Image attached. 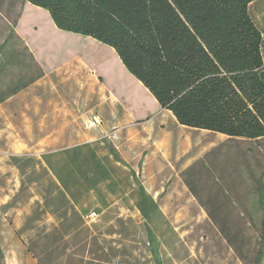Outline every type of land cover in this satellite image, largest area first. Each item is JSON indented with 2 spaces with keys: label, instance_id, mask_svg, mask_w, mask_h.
<instances>
[{
  "label": "rangeland",
  "instance_id": "1",
  "mask_svg": "<svg viewBox=\"0 0 264 264\" xmlns=\"http://www.w3.org/2000/svg\"><path fill=\"white\" fill-rule=\"evenodd\" d=\"M249 11L264 37V0ZM6 19L14 29L4 51L18 41L15 29L34 48L14 66V78L33 87L0 105L9 264L19 247L39 264H253L243 257L254 259L264 234V221L253 220L264 212V141L228 139L185 169L212 136L169 121L112 48L54 29L22 0H0V34ZM241 212L247 219H216Z\"/></svg>",
  "mask_w": 264,
  "mask_h": 264
},
{
  "label": "trees",
  "instance_id": "2",
  "mask_svg": "<svg viewBox=\"0 0 264 264\" xmlns=\"http://www.w3.org/2000/svg\"><path fill=\"white\" fill-rule=\"evenodd\" d=\"M27 1L58 29L112 48L181 126L264 138V37L249 11L256 0ZM261 241L245 263L259 264L264 234Z\"/></svg>",
  "mask_w": 264,
  "mask_h": 264
},
{
  "label": "crops",
  "instance_id": "3",
  "mask_svg": "<svg viewBox=\"0 0 264 264\" xmlns=\"http://www.w3.org/2000/svg\"><path fill=\"white\" fill-rule=\"evenodd\" d=\"M22 1H23L24 4H27L30 7L34 8V9H38V10H42L43 9L41 7H38V6H35V5L31 4L27 0H22ZM43 10L46 13L48 19H50L51 24L54 27V29L57 30L58 28L55 25L50 13L47 10H45V9H43ZM4 24L7 25V28H5V26H4V30L6 32L0 34V93L2 94V95L0 94V105L1 104L10 103L17 96L28 92L30 90V88L33 87V86H29L28 84H22L21 81L18 80L17 77H15L16 79L14 78V75H15V73H14L15 72V70H14L15 67L14 66H15V62L21 61L22 58L26 59L25 49H30L28 52L31 53V52L34 51V48H31V44H28V46L26 44L24 45L25 36L22 35L21 33H19L20 32L19 30L15 29L14 33L18 36V41L14 43L15 46L12 48L11 51L5 52L4 51L5 50L4 45H5L6 41H7V39L10 38V32H9V30H6V29H10V28L12 29L14 26L11 23V21L8 20V19L4 20ZM1 25L2 24H0V28H2ZM19 35H22V36H19ZM13 51H17L18 53L14 54ZM119 61L122 64L120 59H119ZM122 66L124 67L123 64H122ZM40 82L41 81H39L38 83H40ZM137 82L144 89L143 84L140 81H138V80H137ZM38 83H36L34 86H37ZM4 94H8V95H4ZM160 111L170 112V111H167V110H164V109H161ZM171 115H173V114L171 113ZM158 121L160 123H162V124L165 122L164 119H161V120H158ZM169 121H172L173 124H175L177 127H181V125L177 122V120L174 119V117H173V119H169ZM154 125L156 126L157 123L153 122V126ZM186 130H189L190 132L196 133L195 134L196 136H212V139L207 142L208 150L205 152V154L203 156H198V157L195 156V157H193L190 160V162L187 164L185 169L192 167L194 164L197 163V161H200V160L204 159L205 156H207L211 151L219 148L226 141H228V139H236L237 141H251V142H255V143L264 141V138H260L258 140H248V139H243V138H231V137H228L227 135H224V134H221V133H216V132H211V131H206V130H199V129H194V128H190V129H186ZM167 136H170L169 133H168ZM187 136H194V135L190 134V135H187ZM188 143L191 146L194 145L193 137L189 138ZM193 150H194V148H193ZM261 193H262L263 206H264V177L262 178ZM233 203L235 204V202H233ZM231 215L232 216H230V214H228V213H218L216 219H218V220H228V219L244 220V219H247L246 218V214L243 213V212L235 214V216H233V214H231ZM253 220H254V223H255V225L257 227H261V225H262V223L264 221V212L256 213L253 216ZM221 236L222 237H228L230 235L228 233H225L224 230L223 231L221 230ZM19 249L21 250L19 252V256L17 257V259H12L11 264H39L37 259L33 258L29 254H25V251L23 250L22 247L21 248L19 247ZM9 262L10 261H8V259L6 260V257H5V264H9ZM259 264H264V244H263V249H262V257L260 259Z\"/></svg>",
  "mask_w": 264,
  "mask_h": 264
},
{
  "label": "built area",
  "instance_id": "4",
  "mask_svg": "<svg viewBox=\"0 0 264 264\" xmlns=\"http://www.w3.org/2000/svg\"><path fill=\"white\" fill-rule=\"evenodd\" d=\"M95 215H96L95 213L90 214V217L93 218Z\"/></svg>",
  "mask_w": 264,
  "mask_h": 264
}]
</instances>
